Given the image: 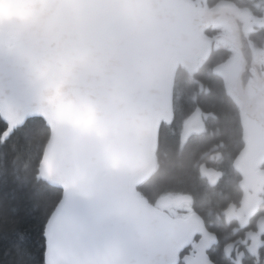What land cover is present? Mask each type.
<instances>
[{
	"label": "water",
	"instance_id": "water-1",
	"mask_svg": "<svg viewBox=\"0 0 264 264\" xmlns=\"http://www.w3.org/2000/svg\"><path fill=\"white\" fill-rule=\"evenodd\" d=\"M42 17L52 32L22 39L6 18ZM211 27L228 34L211 36ZM233 0H0V115L6 136L31 118L50 129L38 178L63 191L45 229L46 264H215L216 242L199 213L175 218L139 191L157 170L160 128L174 114L180 66L195 70L217 43L234 54L214 67L237 105L244 148L234 161L247 182L264 161V47ZM52 35L56 42L50 43ZM196 108L182 142L205 130ZM216 183L215 170L203 169Z\"/></svg>",
	"mask_w": 264,
	"mask_h": 264
},
{
	"label": "trees",
	"instance_id": "trees-1",
	"mask_svg": "<svg viewBox=\"0 0 264 264\" xmlns=\"http://www.w3.org/2000/svg\"><path fill=\"white\" fill-rule=\"evenodd\" d=\"M220 29L211 28L209 33ZM250 39L256 49L263 48L264 26L252 27ZM233 54L228 44L220 43L197 69L179 67L174 114L160 128L157 170L138 188L151 203L167 194L204 190L198 164L209 144L207 134L186 144L181 138L185 121L196 108L211 113L207 130L232 128L231 123L242 130L239 110L223 79L213 72ZM7 128L0 115V264H46V224L63 195L60 188L38 178L50 129L39 117L29 119L10 137Z\"/></svg>",
	"mask_w": 264,
	"mask_h": 264
},
{
	"label": "flooded vegetation",
	"instance_id": "flooded-vegetation-1",
	"mask_svg": "<svg viewBox=\"0 0 264 264\" xmlns=\"http://www.w3.org/2000/svg\"><path fill=\"white\" fill-rule=\"evenodd\" d=\"M219 1L221 0H193L199 8L213 7ZM233 1L246 13L253 28L264 26V0ZM211 28L221 29L210 34ZM211 28L207 31L211 36L228 34L222 27ZM220 43L226 42H219L217 46ZM228 45L234 52V46ZM210 117L212 115L205 120V130L192 133L185 143L182 142L186 144L190 139L195 141L200 134H207L209 144L204 148L205 152L198 164V175L204 183V190H199L198 193L164 195L188 196L190 199L180 205L173 204L161 209L176 218L187 217L193 213H199L203 217L208 230L215 235L216 242L208 250L209 257L215 264H264V161L254 170L255 178L245 184L249 196L244 200L245 189L241 186L243 177L234 167L236 157L244 148L243 129L240 131L237 125L231 123L232 128L229 125L223 130H207ZM226 159H229L228 165ZM204 168L219 173L216 183H211L210 177L204 175ZM206 197L210 202H203ZM161 198L153 204L157 206ZM201 238V234L195 235L191 244L181 253L180 260L184 264L186 255L197 253L196 245Z\"/></svg>",
	"mask_w": 264,
	"mask_h": 264
},
{
	"label": "clouds",
	"instance_id": "clouds-1",
	"mask_svg": "<svg viewBox=\"0 0 264 264\" xmlns=\"http://www.w3.org/2000/svg\"><path fill=\"white\" fill-rule=\"evenodd\" d=\"M6 19L10 20L11 22L13 34L22 39H28L45 32L53 31V29L49 27L48 21L42 17L31 19L23 17H11ZM56 39L57 37L52 35L49 42L54 43L56 42Z\"/></svg>",
	"mask_w": 264,
	"mask_h": 264
},
{
	"label": "rangeland",
	"instance_id": "rangeland-1",
	"mask_svg": "<svg viewBox=\"0 0 264 264\" xmlns=\"http://www.w3.org/2000/svg\"><path fill=\"white\" fill-rule=\"evenodd\" d=\"M255 50H258V49L255 48ZM170 215H171V214H170ZM171 216H172V215H171ZM173 217H174V216H173ZM175 218H176V217H175Z\"/></svg>",
	"mask_w": 264,
	"mask_h": 264
}]
</instances>
